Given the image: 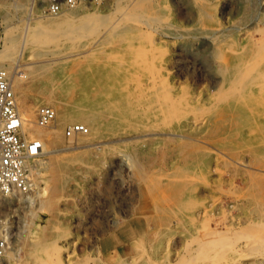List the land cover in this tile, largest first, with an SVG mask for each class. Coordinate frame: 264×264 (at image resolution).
<instances>
[{"label":"rangeland","instance_id":"rangeland-1","mask_svg":"<svg viewBox=\"0 0 264 264\" xmlns=\"http://www.w3.org/2000/svg\"><path fill=\"white\" fill-rule=\"evenodd\" d=\"M44 15L0 0V57L13 55L0 67L24 66L21 93L57 111L39 126L14 91L45 151L29 162L33 204L2 201V264H264V0H102ZM45 17L55 29L39 27ZM71 106L88 132L65 136L81 121L68 118L48 142Z\"/></svg>","mask_w":264,"mask_h":264},{"label":"built area","instance_id":"built-area-1","mask_svg":"<svg viewBox=\"0 0 264 264\" xmlns=\"http://www.w3.org/2000/svg\"><path fill=\"white\" fill-rule=\"evenodd\" d=\"M102 0H33L44 14L55 15L86 3ZM4 21L0 16V46L3 43ZM57 115L50 103H40L36 108L35 123L51 126ZM88 132L82 121L65 125L63 134L67 137ZM43 140L29 135L24 128V118L17 103L12 84V72L0 67V264L8 245L1 204L5 196L13 193L33 191L34 175L30 159L42 154Z\"/></svg>","mask_w":264,"mask_h":264},{"label":"bare ground","instance_id":"bare-ground-1","mask_svg":"<svg viewBox=\"0 0 264 264\" xmlns=\"http://www.w3.org/2000/svg\"><path fill=\"white\" fill-rule=\"evenodd\" d=\"M138 5V4H137ZM136 6V5H135ZM34 8V5H32V6H30V10H32ZM137 8H139V7H137ZM136 12V11H135ZM63 13V12H62ZM131 13V12H130ZM60 14V13H59ZM46 15V14H45ZM44 15V16H45ZM55 15H57V14H55ZM89 15V14H88ZM104 15V14H103ZM102 15V16H103ZM40 16H42V15H40ZM50 16V15H49ZM63 16H66L65 14L63 15ZM67 16H69L68 14H67ZM92 16V15H91ZM102 16H100L101 18H102ZM105 16V15H104ZM70 17V16H69ZM82 18H83V16H81ZM89 18L90 17V15H89V17L88 16H85V18ZM65 18V17H64ZM71 18V17H70ZM75 17L73 16V19H74ZM77 18V17H76ZM84 18V19H85ZM86 18V19H87ZM91 18V17H90ZM99 18V17H98ZM155 18V17H154ZM100 19V18H99ZM43 20V19H42ZM52 20H55V19H53V18H51V17H49V18H47V17H45V21H43V22H40V24H38L39 25V27H41V28H47L48 27V25L49 24H52ZM65 20V19H64ZM80 20H82V19H80ZM88 20V19H87ZM59 21H61V20H59ZM74 21H75V19H74ZM83 21V20H82ZM38 22V23H39ZM56 22H58V20H56ZM55 22L53 21V24H54ZM149 24V23H148ZM55 26V25H54ZM149 26V25H148ZM49 27L51 28V26L49 25ZM53 27V26H52ZM54 28V27H53ZM53 28H51V29H53ZM40 29V28H39ZM55 29V28H54ZM111 34V33H110ZM52 37V36H51ZM6 44V43H5ZM257 47V46H256ZM254 52V51H253ZM8 54V53H7ZM4 59H6V60H9V61H13V55H11V54H9V55H7V56H3V57H0V60H4ZM55 63V62H54ZM8 67H10V66H6L5 68H7V69H9ZM19 67L20 66H16V69L14 70V74L12 75V84H13V89H14V91L15 92H17L18 94H22L23 95V93H21V90H22V88H19V78H21V77H24V76H26V74H21L20 72H23V73H25L24 71H23V68H25L24 66H21V68L19 69ZM18 68V69H17ZM29 76L30 77H28V78H34V76H32V74L30 75L29 74ZM35 79V78H34ZM33 79V80H34ZM21 99V103H23L22 104V107H27V108H29V110L30 111H35V109L37 108L36 106H38L40 103H42V101H41V99H39V98H37V97H34V96H25V95H23L22 96V98H20ZM27 99H29V100H27ZM170 99V98H169ZM38 104V105H37ZM21 106V105H20ZM23 111H25V110H23ZM23 113H25V112H23ZM22 112H21V114H23ZM30 113H32V112H30ZM33 115V114H32ZM31 116V115H30ZM81 113H80V111H79V109L76 107V106H71V107H69V108H67V109H64V110H62V111H60V113H59V116H58V121L56 122V124L54 125V128H53V131H47L46 132V138H47V140H48V142H52V140H53V136L55 135V133H56V130H57V128H59L62 124H64V122H65V120L66 119H68V118H70V119H74V120H81V121H84L85 122V120H82L81 119ZM22 117L24 118V115H22ZM87 123V122H86ZM25 128V127H24ZM26 129V131L28 132V134L29 135H32V136H36L38 133L37 132H35L32 128H25ZM85 134V133H84ZM77 135H79V134H77ZM54 150V149H53ZM43 151H45V150H43V146H42V152ZM53 152V151H52ZM30 169H31V172L33 171L32 170V168L30 167ZM34 183H36L35 182V180H34ZM35 187V186H34ZM32 193V191H28V192H25V193H20V194H27V196H28V201L30 202V204H33V198H32V196L30 195ZM16 193H11V194H8L7 196H5V197H8V196H11V195H15ZM18 196V195H17ZM26 196V195H25ZM24 197H21V196H19L17 199L18 200H24L23 199ZM5 199V198H4ZM40 203L42 204H45V202L44 201H40ZM33 209V208H32ZM7 217H3V219H4V224H5V228L8 230V227H9V224H8V219H6ZM7 232L8 231H6V234H7ZM7 241H8V234H7ZM9 243V242H8ZM9 245V244H8ZM8 245H7V247H6V251H5V254H4V257H10V255H12L11 254V251L9 250L8 251ZM54 250V249H53ZM8 251V252H7ZM54 253V252H53ZM53 253H52V255H53ZM29 254H30V256L31 257H33V259H34V250H31L30 252H29ZM50 255V254H49ZM3 257V258H4ZM52 257V256H51ZM30 260H31V258H29ZM46 259V258H45ZM48 259V258H47ZM29 260V261H30ZM28 261V260H27ZM41 261V260H40ZM2 262H3V260H2ZM2 262H1V264H2ZM33 262V261H32ZM50 262H52V261H50ZM42 263H43V260H42ZM31 264V263H30Z\"/></svg>","mask_w":264,"mask_h":264}]
</instances>
